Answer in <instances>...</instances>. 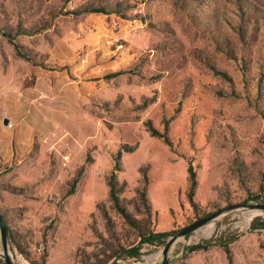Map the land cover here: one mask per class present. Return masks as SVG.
Listing matches in <instances>:
<instances>
[{"label": "rangeland", "instance_id": "1", "mask_svg": "<svg viewBox=\"0 0 264 264\" xmlns=\"http://www.w3.org/2000/svg\"><path fill=\"white\" fill-rule=\"evenodd\" d=\"M66 2L0 0V121L27 122L38 71L48 95L72 106L56 112V132L48 126L56 145L35 182L25 160L0 159L10 254L15 264H155L181 228L264 195V0H77L118 10L79 15ZM165 119L171 146L149 130L163 133ZM125 145L117 207L109 179ZM259 217L240 208L214 219L179 238L168 264H264ZM160 231H171L165 243L119 256ZM220 237H235L230 254L207 244Z\"/></svg>", "mask_w": 264, "mask_h": 264}, {"label": "crops", "instance_id": "2", "mask_svg": "<svg viewBox=\"0 0 264 264\" xmlns=\"http://www.w3.org/2000/svg\"><path fill=\"white\" fill-rule=\"evenodd\" d=\"M82 1V0H81ZM85 2V1H83ZM81 2V3H83ZM77 0H68L64 10H72L76 8ZM44 72L38 71L35 83L29 88L27 92V122L17 119V114L9 115L11 125H4L0 121V159H22L25 160L27 167V183L35 182L33 176L39 175L42 169L41 160L47 157V150L51 144L54 147L56 144L51 141H44L43 137L49 132H56L57 117L56 112L72 108L71 104L61 99V94L57 92L48 95L45 89ZM71 110V109H70ZM51 111V121L46 123V112ZM27 128L26 137L22 133V127ZM48 126L50 127L48 129ZM54 145V146H53ZM57 149V148H56ZM23 163V162H22ZM22 163L15 165V170L22 169ZM18 166V167H17ZM90 187L88 188V192Z\"/></svg>", "mask_w": 264, "mask_h": 264}, {"label": "trees", "instance_id": "3", "mask_svg": "<svg viewBox=\"0 0 264 264\" xmlns=\"http://www.w3.org/2000/svg\"><path fill=\"white\" fill-rule=\"evenodd\" d=\"M68 1V0H67ZM81 8H76L72 10H67L66 13H72L75 15H79L82 13H91V12H101V13H110L112 11L118 12V10H107L105 6H92V5H87L83 4L80 6ZM165 123V131L163 133L159 132L156 128L153 126L149 128L151 135L155 137L162 138L163 141L171 146V140L169 137V119L164 120ZM128 145H125L122 149H120L116 156H115V164H114V169L112 171V174L109 179V187H110V199L114 202V204L117 207H120V198L118 196V188H117V172L121 170V157H122V152L123 150L126 151H131L130 148H127ZM189 171V180H190V194L192 195L193 192L196 189L197 185V178H196V172L193 168V165L190 164L188 167ZM147 186H148V177L145 175L144 180L142 181V186L137 188V192L141 193L143 197H146V192H147ZM74 191V188H71L70 193ZM258 200L264 201V195H259L257 196ZM6 222V221H5ZM7 223V222H6ZM8 231L10 235V226L8 225ZM256 230H264V217H259L253 220L251 224V231H256ZM171 235V231H160V232H149L148 234H145L141 237V242L139 245L136 246H131L128 248H123L120 252V257L124 259H138L141 257L142 252H141V246L143 244H149V245H156L158 243H165L166 238H168ZM234 238L230 239H223L222 237L220 238H214L212 240H209L207 244H215L218 245L222 248L225 249V251L230 254L231 249H230V243L234 241ZM205 245H203L204 247ZM191 248V247H190ZM189 248V250H190ZM6 264V263H5Z\"/></svg>", "mask_w": 264, "mask_h": 264}, {"label": "water", "instance_id": "4", "mask_svg": "<svg viewBox=\"0 0 264 264\" xmlns=\"http://www.w3.org/2000/svg\"><path fill=\"white\" fill-rule=\"evenodd\" d=\"M10 123L9 118H4L3 119V124L8 125ZM240 208H252V209H259L264 211V201H259L256 200L254 202H237V203H232L228 204L224 207H221L213 212H210L206 214L203 217L198 218L197 220L193 221L191 224L181 228L178 230L174 235L170 237V239L167 241L164 249H163V258L162 261L157 262L155 264H168L170 259H169V253L171 250V247L173 244L181 237H185L189 235L190 233L196 231L200 227L208 224L209 222L213 221L214 219H217L218 217L231 212L236 209ZM0 242H1V251H0V256L4 259L6 264H15L9 250V231H8V226L7 223L5 222L4 218L0 214ZM203 244H197L193 247L190 248V250L194 248H201ZM112 264H123L118 261L113 262ZM125 264H132V263H125ZM140 264V263H139Z\"/></svg>", "mask_w": 264, "mask_h": 264}, {"label": "built area", "instance_id": "5", "mask_svg": "<svg viewBox=\"0 0 264 264\" xmlns=\"http://www.w3.org/2000/svg\"><path fill=\"white\" fill-rule=\"evenodd\" d=\"M9 126L11 125V123L8 124ZM51 139V135H46L43 140L44 141H49ZM65 162L69 160V155H65L64 156Z\"/></svg>", "mask_w": 264, "mask_h": 264}]
</instances>
